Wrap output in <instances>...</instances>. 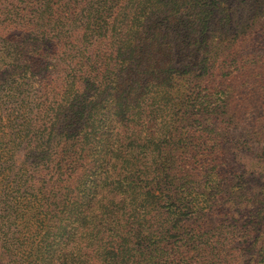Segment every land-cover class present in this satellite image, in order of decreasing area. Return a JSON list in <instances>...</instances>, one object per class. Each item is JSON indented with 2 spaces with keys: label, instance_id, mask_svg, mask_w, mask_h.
<instances>
[{
  "label": "trees",
  "instance_id": "trees-1",
  "mask_svg": "<svg viewBox=\"0 0 264 264\" xmlns=\"http://www.w3.org/2000/svg\"><path fill=\"white\" fill-rule=\"evenodd\" d=\"M216 3L0 0V264H264V151L226 189L199 100Z\"/></svg>",
  "mask_w": 264,
  "mask_h": 264
},
{
  "label": "rangeland",
  "instance_id": "rangeland-1",
  "mask_svg": "<svg viewBox=\"0 0 264 264\" xmlns=\"http://www.w3.org/2000/svg\"><path fill=\"white\" fill-rule=\"evenodd\" d=\"M219 1L212 0V4L217 3L212 14L216 30L212 35L214 56L210 61L219 75L216 80L221 82L209 85L208 89L199 82L198 87L199 100L218 105L219 114L215 117L213 129L227 132L221 139V146L225 149L221 160L225 164L220 168L234 174H227V179L222 180L223 183L227 181L224 186L229 189L242 178L241 171L264 151V129L261 126L264 118V80L261 76L264 70L259 68V63L249 62L264 55V0ZM253 4L259 8L256 15L251 12ZM25 36L26 32L22 30L13 31L9 39L12 48L6 53L13 55L12 49L15 50L16 44ZM46 44L50 46L49 42ZM2 50L3 46H0ZM25 54L30 53L25 51ZM18 63L23 64L20 59ZM223 67H227L226 70H222ZM232 69H236L233 78L229 76ZM246 69H250L247 75L244 74ZM256 181L252 179L251 182ZM227 207V202L217 207L215 216L219 214V218L227 219Z\"/></svg>",
  "mask_w": 264,
  "mask_h": 264
}]
</instances>
